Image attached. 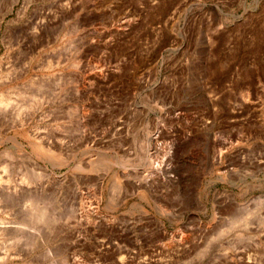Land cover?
I'll return each mask as SVG.
<instances>
[{"label": "rangeland", "instance_id": "1", "mask_svg": "<svg viewBox=\"0 0 264 264\" xmlns=\"http://www.w3.org/2000/svg\"><path fill=\"white\" fill-rule=\"evenodd\" d=\"M0 94V173L19 190L0 215L28 248L7 264L137 259L168 240L160 219L205 261L207 244L264 240V0H0ZM38 203L47 226L64 205V231L38 235Z\"/></svg>", "mask_w": 264, "mask_h": 264}, {"label": "bare ground", "instance_id": "2", "mask_svg": "<svg viewBox=\"0 0 264 264\" xmlns=\"http://www.w3.org/2000/svg\"><path fill=\"white\" fill-rule=\"evenodd\" d=\"M4 91V90H3ZM2 91V92H3ZM1 92V93H2ZM5 92H7V91H5ZM5 92H3V93H5ZM10 92V91H9ZM12 92V91H11ZM8 93V92H7ZM13 93V92H12ZM11 93V94H12ZM10 94V95H11ZM10 95H8V94H0V108L2 107H4L6 104H9V101H10V99L11 100H14V99H12L11 98V96ZM12 96H14V95H12ZM15 97V96H14ZM11 102V101H10ZM12 104V103H11ZM10 104V105H11ZM34 106V105H33ZM9 107V106H8ZM11 107V106H10ZM25 107V106H24ZM24 107H22V108H24ZM5 108H3L2 110H4ZM21 109V108H20ZM19 109V110H20ZM26 110V109H25ZM22 112H24L23 110H21ZM0 112H2V111H0ZM3 112H5V115H6V110L5 111H3ZM2 112V113H3ZM17 112H19V111H17ZM1 113V114H2ZM0 114V115H1ZM21 113H19V115H20ZM22 114H24V113H22ZM21 114V115H22ZM25 115H26V112H25ZM25 115H22L23 117L22 118H24L25 117ZM2 117H4L3 116V114H2V116H1V118ZM15 117V116H14ZM21 117V116H20ZM26 117H29V116H26ZM25 117V118H26ZM17 118V116L15 117V119ZM11 119H13V118H11ZM19 119V118H18ZM17 120V119H16ZM26 120H27V118H26ZM26 120L24 121V119L22 120V122L24 121L25 123H26ZM14 121V120H13ZM18 121V120H17ZM21 121H20V119H19V121L18 122H16V124H15V122L13 123L15 126L17 125L18 126V128H20L19 126H22L23 125V123H22ZM24 123V124H25ZM1 125V124H0ZM3 127V126H2ZM25 127V126H24ZM17 129V128H16ZM20 130H22V129H20ZM28 132V131H27ZM33 132V131H32ZM32 132H29V133H27V136L29 137H31L32 135H34L35 133H32ZM41 135V134H40ZM26 136V137H27ZM37 136V135H36ZM27 137V138H28ZM13 139H15L16 141H18L19 142V144H20V146H21V148H25L24 146H23V143L22 142H20L19 140H18V137L15 135L14 137H13ZM29 139H31V138H29ZM45 139H46V137H45ZM32 140V139H31ZM47 141V140H46ZM44 142V141H43ZM33 143V142H32ZM43 143H37L36 142V144H34L35 145V147L36 148H38V149H40V150H42L44 153H46V154H48V155H50L49 154V152H51V149L50 148H45L46 146H44V145H42ZM33 145V146H34ZM57 146V145H56ZM48 147V146H47ZM58 148V147H57ZM22 149V150H23ZM25 150V149H24ZM52 156V155H51ZM56 157L59 159V161L60 162H62V156L61 155H59V154H56ZM48 161V160H47ZM7 168V167H6ZM37 168H35V170H36ZM42 170V169H41ZM43 170H45V176L47 175L49 178H52L53 180H55L56 182L58 181L61 185L63 184V181H61V180H63V177L61 176V175H57L54 171H49L48 170V167L47 166H43ZM0 171H2V169H0ZM8 171V170H7ZM22 172V171H21ZM34 172H36V171H34ZM38 172V171H37ZM42 172V171H41ZM44 172V171H43ZM42 172V173H43ZM39 173V172H38ZM47 178V177H46ZM49 178H47V179H49ZM22 179V181L23 182H25V183H29V180H28V177H23V178H21ZM7 180V179H6ZM5 180V178H4V175H2L1 173H0V213L1 212H4L5 211V209H6V206L5 205H3L4 203V201H9V200H11L12 202H14V203H16L17 201H16V199L18 198H16L15 200H13L12 198H15V194H16V192H17V190H16V188L14 189V188H10V187H6V189H7V191L5 192V187L3 186V184H4V182H7ZM10 180V179H9ZM8 180V181H9ZM12 181V180H11ZM32 181V180H31ZM47 181V180H46ZM21 182V181H20ZM19 182V183H20ZM45 182V181H44ZM51 182H52V180H51ZM15 183H18V182H15ZM12 184V183H11ZM14 184V183H13ZM12 184V185H13ZM22 184V183H21ZM21 184H19L20 186H21ZM32 184H33V181H32ZM31 184V185H32ZM40 184V183H39ZM46 184V183H45ZM49 184H50V182H49ZM58 184V183H57ZM8 185V184H7ZM24 185V184H23ZM19 186V187H20ZM12 187V186H11ZM15 187V186H14ZM18 187V188H19ZM26 187H27V185H26ZM30 187V186H29ZM20 188H24V187H20ZM33 188V187H32ZM39 188H40V186H39ZM38 188V189H39ZM57 188V187H56ZM61 188V187H60ZM61 190H62V188H61ZM19 191V190H18ZM27 191V190H26ZM64 191V190H63ZM22 192H23V190H22ZM28 192H29V190H28ZM31 192L32 191H30L29 193H28V195L29 196H31L32 194H31ZM18 193H20V192H18ZM49 193V192H48ZM60 193H62V192H60ZM25 194H27L26 192L23 194V195H25ZM31 194V195H30ZM41 194H42V192H41ZM63 194V193H62ZM15 195V196H14ZM21 195V194H20ZM28 195H25L27 198H28ZM35 194L33 193V196H34ZM47 195H49V194H47ZM59 195V194H58ZM32 196V197H33ZM36 196V195H35ZM41 196V195H40ZM37 197V196H36ZM41 197H43V196H41ZM49 197V196H48ZM21 198H23L22 196H21ZM44 198V197H43ZM34 199V198H33ZM39 200H40V198H38ZM38 199H37V201H38ZM45 199H47L46 197H45ZM27 200H29L28 202L30 203L28 206H30L32 203L30 202V200L31 199H27ZM26 200V201H27ZM41 200H42V198H41ZM61 199H59V201H60ZM63 200V199H62ZM33 201V200H32ZM10 202V201H9ZM12 202H10V203H12ZM20 201H18V203H19ZM34 202V201H33ZM43 202V201H42ZM3 203V204H2ZM21 203V202H20ZM24 203V202H23ZM26 203V202H25ZM24 203V204H25ZM34 203H36L37 204V202L35 201ZM60 203H62V202H60ZM26 204H28V203H26ZM45 204L48 206V204L46 203V201H45ZM33 205H35V204H33ZM40 204L38 203V207H36L37 209L41 206H39ZM43 205V204H42ZM46 205H44V207H42V208H44V209H41V207H40V211L39 212H37V211H35V210H37V209H32L31 210V213L33 214V217H35L36 215H37V218L38 217H40L39 219L41 220V222H42V220H45V218H47V217H50L51 215H47V217H45L44 216V212L46 213L47 211L46 210H49V209H52V208H48ZM63 204H61V206H59L60 207V212H58L59 214H58V216H57V218L58 219H56L57 220V222L56 221H54V222H56L57 224H55L54 222H52V221H49L50 219H52L53 220V218H48L49 220V222H48V226H47V221L45 222H40L39 223V227L41 228V232H39L38 233V235L40 234V233H46V231H47V229H48V233L50 234V230L53 228L54 230L56 229V231L58 230V231H60V232H62V231H64V229H65V223H66V221H64V218L62 217V208H64L63 206H62ZM36 206V205H35ZM18 207V206H17ZM20 207V206H19ZM30 207H32V206H30ZM48 209H47V208ZM33 208V207H32ZM45 208H46V210H45ZM20 209V208H19ZM21 210H24V209H21ZM29 210H30V208H29ZM41 210H43L42 212H41ZM59 210V209H58ZM57 210V211H58ZM8 211V210H7ZM9 212V211H8ZM13 212H15V211H13ZM29 212V211H28ZM11 213H12V211H11ZM22 213H23V211H22ZM57 213V212H56ZM6 214V213H5ZM10 214V213H9ZM8 213H7V215H9ZM12 214H14V213H12ZM11 214V215H12ZM20 214V213H19ZM48 214H51V210H50V212L48 213ZM22 215V214H21ZM20 215V216H21ZM26 215V214H25ZM28 215V214H27ZM35 215V216H34ZM40 215V216H39ZM19 217V216H18ZM8 218V217H7ZM22 218H24L25 219V217H22ZM31 218V217H30ZM55 218V217H54ZM19 219V218H18ZM37 220V219H34L33 220V223L32 222H30L32 225H34V222L35 223H38L40 220ZM31 220V219H30ZM37 220V221H36ZM12 221V220H11ZM14 221V220H13ZM19 221H20V219H19ZM76 221V220H75ZM78 221V220H77ZM160 221V223H159V229L160 230H162L165 234H167L168 236H169V238H168V240H166V241H164L162 244H161V248L160 249H158V250H153V251H150V254L149 253H146V251L144 252V255L142 254V255H140L141 257H139V258H137V259H133V258H127L125 255H121V256H118V258H117V262H116V264H118V263H120V264H125L126 263V261L128 260V263L127 264H200V263H202V264H264V240H262V239H257L256 237V239H254V238H252L251 239V237L250 238H236V239H231V240H229L228 242H224V243H216V244H213L212 243V245L211 244H207V248H211V247H216V250L218 251V252H216L214 255H212V256H210L209 258H207L208 260L207 261H205L206 260V258H203V257H206V255L205 256H200V255H197V256H190V255H188V254H193L194 252H197V251H202L203 249H202V245H203V243L201 242V241H198V240H195V239H193L192 238V236H191V234H189V233H181L180 234V236H179V234L177 235V234H175V235H173V234H171V233H169L167 230H166V227H165V225H164V223H163V221L160 219L159 220ZM8 222V221H7ZM5 220H4V218L0 215V264H7L8 263V261H11V260H13V259H15V258H17V257H21V256H23V255H25L26 253V251H25V249L26 248H23L21 245H20V242L18 241V240H16V239H14L13 237V239L14 240H12L11 238H5V235L6 234H9L10 233V230L12 229V227L11 226H9V225H11V224H13V223H11V224H8ZM15 223H16V221H15ZM20 223V222H19ZM23 223V222H22ZM27 223V222H26ZM28 223H29V221H28ZM27 223V224H28ZM79 222H77L76 224H78ZM18 224V223H17ZM23 224H25V222L23 223ZM14 225H16V224H14ZM56 225V226H55ZM74 225V224H73ZM19 226H21V224H19ZM24 226L22 225V227L21 228H23ZM26 227V226H25ZM24 227V228H25ZM38 227V228H39ZM248 231H250V233L252 232V231H255V232H257V234H258V236L259 235H261L260 233H258V231H259V228H257L256 226H252V225H246V226H244ZM34 228V227H33ZM19 229H20V227H19ZM25 229H27V228H25ZM227 229V228H226ZM18 230V229H17ZM16 230V231H17ZM34 231H36V229H33ZM30 231H31V229H30ZM57 231V232H58ZM78 231V230H77ZM13 232H14V230H13ZM12 232V233H13ZM18 232V231H17ZM19 233V232H18ZM53 232L51 231V234H52ZM79 234V231L77 232V235ZM262 234H264V232L262 233ZM12 235H14V234H12ZM46 235V234H45ZM75 237H77L76 236V234H75ZM26 238V237H25ZM24 238V239H25ZM64 238V237H63ZM78 238H79V235H78ZM77 238V239H78ZM260 238V237H259ZM262 238V237H261ZM8 239H10V240H8ZM33 239H35V238H33ZM43 239H44V236H43ZM43 239H42V242H43ZM29 241V240H28ZM31 242H32V240H30ZM29 241V242H30ZM64 241V240H63ZM75 241V240H74ZM30 242V243H31ZM37 242V241H36ZM39 242V241H38ZM78 242H79V240H78ZM74 243V242H73ZM105 244L104 242H101V244ZM25 244V243H24ZM34 244H36L35 243V241H34ZM33 244V245H34ZM76 244V243H75ZM74 244V245H75ZM23 245V244H22ZM32 245V244H31ZM78 245V244H77ZM113 245V244H112ZM30 246V245H29ZM114 246V245H113ZM112 246V247H113ZM58 247V246H57ZM62 247V246H61ZM111 247V248H112ZM49 248V247H48ZM206 248V247H205ZM29 249H32L31 248V246H30V248ZM34 249V248H33ZM55 249V248H54ZM115 250H118V249H116V248H114ZM26 250H28V248L26 249ZM63 250V249H62ZM61 250V251H62ZM77 251V250H76ZM188 255V256H187ZM67 256V255H66ZM82 256V255H81ZM42 257H43V255H42ZM32 258H35V257H32ZM38 257H37V255H36V259H37ZM68 258V257H67ZM79 258H81V257H77V256H73V254H72V256L70 257V258H68L67 260H70L71 261V264H82V261L79 259ZM20 259V258H19ZM35 260V259H34ZM83 260H85V259H83ZM114 260V259H113ZM113 260H112V262H113ZM15 261V260H14ZM48 261V260H47ZM60 261V260H59ZM90 261V260H89ZM86 262V261H85ZM66 263H67V261H66ZM65 263V264H66ZM70 263V262H69ZM40 264V263H39ZM85 264V263H84Z\"/></svg>", "mask_w": 264, "mask_h": 264}]
</instances>
